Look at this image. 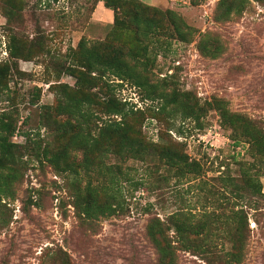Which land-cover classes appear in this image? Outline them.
Here are the masks:
<instances>
[{
    "label": "trees",
    "instance_id": "obj_1",
    "mask_svg": "<svg viewBox=\"0 0 264 264\" xmlns=\"http://www.w3.org/2000/svg\"><path fill=\"white\" fill-rule=\"evenodd\" d=\"M0 1L10 31L8 58L0 63V89H8L11 70H17L19 60H35L50 49L44 36L37 34L29 40L12 29L21 22L26 0ZM96 1L113 11L111 29L103 39L82 36L75 47L60 54L59 71L72 76L74 85L59 79L50 83L55 95L52 104L39 105V94L32 95L30 104L37 107L39 120L35 128L20 132L23 143L12 140L19 133L18 112H0V221L9 222L3 216L8 208L3 200L16 199L28 163L50 167L63 179L74 213L87 229L102 218L123 213L125 192L152 191L157 184H165L175 192L176 209L164 217L151 213L144 232L156 254L155 264H178L181 252L198 256L205 264L242 263L247 253L248 211L258 210L264 201L260 179L264 175V122L231 109L225 97L213 95L202 101L194 90L178 85L175 71L152 80L156 58L163 50L169 51L173 42L188 44L195 38L197 29L177 10L142 0ZM249 2L218 0L214 21L240 18ZM196 46L207 58H220L227 51L212 30L201 33ZM124 82L138 87L156 106L127 107L114 91V86ZM212 110L234 145H247L249 158L234 160L237 176L227 170L214 182L206 179L201 160L190 157L186 142L170 133L178 118L202 129ZM148 118L163 125L157 141L143 132ZM184 190L195 194L191 204L182 196ZM22 202L26 208L38 204L29 190ZM48 257L42 264H73L61 247Z\"/></svg>",
    "mask_w": 264,
    "mask_h": 264
},
{
    "label": "rangeland",
    "instance_id": "obj_2",
    "mask_svg": "<svg viewBox=\"0 0 264 264\" xmlns=\"http://www.w3.org/2000/svg\"><path fill=\"white\" fill-rule=\"evenodd\" d=\"M26 1L21 22L12 29L29 40L37 34L44 36L50 53L45 52L32 61L19 60L17 70L14 67L11 70L8 89H0V112H18L19 133L12 137L18 143L24 142L20 132L35 128L39 120L37 107L30 104L32 95L39 94V105L52 104L55 95L49 88L50 83L59 79L74 85L72 76L59 71L63 57L60 54L75 47L82 36L103 39L112 24L110 21L100 27L90 25L96 0H41L38 5V0ZM160 1L158 7L177 10L197 32L192 42H173L169 51L163 50L157 56L150 75L152 80L175 71L178 85L194 90L202 101L213 95L225 97L231 109L247 112L264 122V0H250L240 18L225 23L213 19L218 0H202L197 5H192L190 0ZM206 30L217 32L226 45L227 51L222 57L207 58L199 53L196 44ZM7 32H10L9 26L0 1V63L8 58ZM114 91L127 107L156 106V102L145 99L140 89L128 82L114 86ZM28 116V123L21 124ZM162 126L154 118H148L143 132L157 141ZM170 133L176 140L186 142L191 158L201 160L210 182L225 175L227 170L237 176L234 160L249 159L245 153L247 145H234L228 132L219 126L214 110L209 112L202 129L178 118ZM129 164L138 166L135 161ZM220 164L223 165L219 167ZM28 166L16 199L3 200L8 205L3 216L10 219L4 225L0 221V264H42L58 247L68 252L73 264H155L156 254L145 238V226L151 213L164 217L176 209L174 190L157 184L152 191L140 188L132 189L127 195L125 192L123 213L102 218L93 229H87L74 213L63 179L38 162ZM260 179L264 191V175ZM27 190L38 204L26 208L22 199ZM182 193L189 204L194 202L193 192ZM260 204L256 211L246 209L248 244L240 264H264V201ZM178 264L205 262L189 252H181Z\"/></svg>",
    "mask_w": 264,
    "mask_h": 264
},
{
    "label": "crops",
    "instance_id": "obj_3",
    "mask_svg": "<svg viewBox=\"0 0 264 264\" xmlns=\"http://www.w3.org/2000/svg\"><path fill=\"white\" fill-rule=\"evenodd\" d=\"M145 3L160 6V0H142ZM169 4V2H167ZM99 12V14H97ZM99 15V16H98ZM113 22V11L106 8L102 1H98L96 7L91 13L90 25L92 27H100L102 23Z\"/></svg>",
    "mask_w": 264,
    "mask_h": 264
}]
</instances>
